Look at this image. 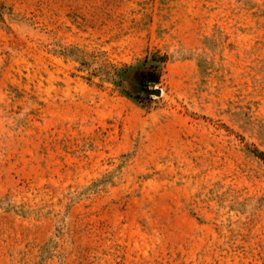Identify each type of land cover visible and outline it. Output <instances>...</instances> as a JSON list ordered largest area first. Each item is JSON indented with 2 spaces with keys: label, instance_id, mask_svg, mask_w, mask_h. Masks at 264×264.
<instances>
[{
  "label": "rangeland",
  "instance_id": "obj_1",
  "mask_svg": "<svg viewBox=\"0 0 264 264\" xmlns=\"http://www.w3.org/2000/svg\"><path fill=\"white\" fill-rule=\"evenodd\" d=\"M259 152L264 0H0V264H264Z\"/></svg>",
  "mask_w": 264,
  "mask_h": 264
},
{
  "label": "water",
  "instance_id": "obj_2",
  "mask_svg": "<svg viewBox=\"0 0 264 264\" xmlns=\"http://www.w3.org/2000/svg\"><path fill=\"white\" fill-rule=\"evenodd\" d=\"M146 93L148 95L159 96L160 95V89L147 90Z\"/></svg>",
  "mask_w": 264,
  "mask_h": 264
},
{
  "label": "trees",
  "instance_id": "obj_3",
  "mask_svg": "<svg viewBox=\"0 0 264 264\" xmlns=\"http://www.w3.org/2000/svg\"><path fill=\"white\" fill-rule=\"evenodd\" d=\"M259 157L264 161V154L262 152H259Z\"/></svg>",
  "mask_w": 264,
  "mask_h": 264
}]
</instances>
